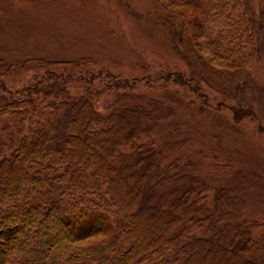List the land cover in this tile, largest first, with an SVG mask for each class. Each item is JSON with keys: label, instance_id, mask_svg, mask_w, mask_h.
I'll use <instances>...</instances> for the list:
<instances>
[{"label": "trees", "instance_id": "obj_1", "mask_svg": "<svg viewBox=\"0 0 264 264\" xmlns=\"http://www.w3.org/2000/svg\"><path fill=\"white\" fill-rule=\"evenodd\" d=\"M152 1L188 74L0 57V264H264L236 190L182 149L217 116L185 99L199 79L264 134V0Z\"/></svg>", "mask_w": 264, "mask_h": 264}, {"label": "rangeland", "instance_id": "obj_2", "mask_svg": "<svg viewBox=\"0 0 264 264\" xmlns=\"http://www.w3.org/2000/svg\"><path fill=\"white\" fill-rule=\"evenodd\" d=\"M163 23L152 0H4L0 1V57L7 62L91 58L99 67L123 77H151L156 86L155 79L166 68L189 73ZM255 73L257 83L264 85V65ZM33 76L29 72L3 80L9 89L17 90L29 85ZM198 84L206 100L194 93L185 99L208 104L217 116H200L198 132L182 149L184 153L189 147L193 152H206L202 168H217L212 175L221 186L236 190L238 215L246 219L255 237H264V134L250 118L240 123L234 120L233 101H225L200 79ZM185 119L197 124L192 118ZM157 213L154 220L161 219Z\"/></svg>", "mask_w": 264, "mask_h": 264}]
</instances>
